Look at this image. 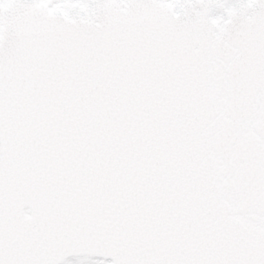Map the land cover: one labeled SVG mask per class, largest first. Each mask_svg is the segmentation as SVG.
<instances>
[{
	"label": "snow or ice",
	"instance_id": "6c2138e0",
	"mask_svg": "<svg viewBox=\"0 0 264 264\" xmlns=\"http://www.w3.org/2000/svg\"><path fill=\"white\" fill-rule=\"evenodd\" d=\"M0 264H264V0H0Z\"/></svg>",
	"mask_w": 264,
	"mask_h": 264
}]
</instances>
